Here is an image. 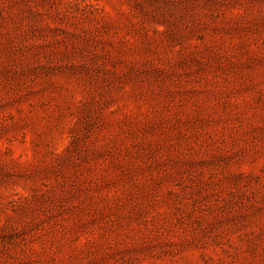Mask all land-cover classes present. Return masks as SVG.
I'll list each match as a JSON object with an SVG mask.
<instances>
[{"label": "rangeland", "instance_id": "rangeland-1", "mask_svg": "<svg viewBox=\"0 0 264 264\" xmlns=\"http://www.w3.org/2000/svg\"><path fill=\"white\" fill-rule=\"evenodd\" d=\"M0 264H264V0H0Z\"/></svg>", "mask_w": 264, "mask_h": 264}]
</instances>
